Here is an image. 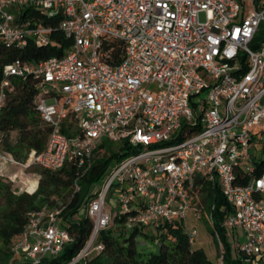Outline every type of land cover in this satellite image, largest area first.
<instances>
[{"label": "built area", "instance_id": "obj_1", "mask_svg": "<svg viewBox=\"0 0 264 264\" xmlns=\"http://www.w3.org/2000/svg\"><path fill=\"white\" fill-rule=\"evenodd\" d=\"M262 28L264 0H0V43L55 46L57 30L71 41L60 57L5 67L0 114L12 79L34 77L35 109L51 132L46 149L22 163L4 149L0 121V174L9 164L58 171L70 160L85 174L105 141L135 151L87 205L94 230L69 264L104 250L98 237L118 213L128 228L185 223L202 193L198 176L218 181L231 207L223 226L242 230L238 251L264 264V41L252 47ZM184 123L198 130L179 139ZM62 211L31 212L9 264L59 257L72 241ZM187 234L193 245L197 230Z\"/></svg>", "mask_w": 264, "mask_h": 264}, {"label": "trees", "instance_id": "obj_2", "mask_svg": "<svg viewBox=\"0 0 264 264\" xmlns=\"http://www.w3.org/2000/svg\"><path fill=\"white\" fill-rule=\"evenodd\" d=\"M58 24L59 19H56L53 25L57 27ZM55 38L58 44L48 47L34 41L25 48L0 43V85L5 67L18 59L39 64L52 57L62 56L70 48L71 41L65 39L59 30L55 32ZM263 41L262 28L252 47L258 48ZM12 85L14 90L8 92L6 105L0 114L3 144L9 154L24 163L31 151L40 153L46 149L51 129L42 122L35 109V97L39 90L34 77H15ZM197 130L198 124L184 123L178 135L179 139H184L186 135ZM63 132L70 137L77 133L71 127ZM172 143L174 142L170 141L160 146L165 147ZM101 148L104 153L85 174L75 160H70L58 171L33 168L32 171L40 176L38 189L34 193H18L11 183H6L0 177V264H9L14 244L28 224L29 214L43 209L63 208L61 217L72 236V241L59 257L48 264H69L81 253L94 230V223L87 216V205L97 196L100 183L111 166L135 152L127 140L116 143L105 141ZM263 171L264 159L258 162L257 174ZM248 179L246 177L245 181ZM76 182L80 190L75 192ZM196 184L202 191L203 210H207L212 218L210 231L215 243L217 247L223 248L219 258H223L224 264H242L243 260L249 258L240 252L239 255L234 254L233 245L223 226L226 213L231 207L218 181L210 183L198 176ZM127 217L118 213L114 223L120 229L116 231L110 227L98 237L97 243L103 244L104 250L99 255L86 258L77 264H217L208 258L204 249L193 248L183 221L166 223L157 230H149L142 227L128 228ZM140 237L156 241L155 248L142 251L138 242Z\"/></svg>", "mask_w": 264, "mask_h": 264}, {"label": "rangeland", "instance_id": "obj_3", "mask_svg": "<svg viewBox=\"0 0 264 264\" xmlns=\"http://www.w3.org/2000/svg\"><path fill=\"white\" fill-rule=\"evenodd\" d=\"M256 152L258 153V150L256 151V149L253 148V158H255ZM262 153L263 152H260V154ZM99 157L100 156H96L94 161ZM115 165L116 163H114L111 167ZM35 167L37 166L25 167L22 165H12V164H9L7 166L5 165L2 168L3 172L2 174H0V177H2L6 183H11L12 188L18 193L26 192L27 190L32 192L36 188L37 181L39 182L40 180V176L32 171L33 168ZM107 175H109V172ZM107 175L101 181L100 183L101 187L104 185ZM195 208L201 210L200 211V213L202 214L201 219L197 217L199 212H197ZM118 211L119 209L117 210L114 209L113 214H115ZM211 225H212V219L210 217V213L207 210H203V195L202 193L197 194L194 200V208L189 211L187 218L185 219V229L186 231H189L191 229L197 230L198 235L196 236L195 242L192 245L193 248L204 249V251L207 253L208 258L211 261L217 263L219 260V256L221 254V248L217 247L215 243L214 236L210 231ZM111 228L116 229V231L120 229L117 225H115V223L111 225ZM138 242L140 244V249L142 251L151 250L152 248H155L157 243L156 241H152L151 239H147L145 237H140L138 239ZM235 248H237V246H235ZM234 251L235 254L238 255L237 249H235Z\"/></svg>", "mask_w": 264, "mask_h": 264}, {"label": "crops", "instance_id": "obj_4", "mask_svg": "<svg viewBox=\"0 0 264 264\" xmlns=\"http://www.w3.org/2000/svg\"><path fill=\"white\" fill-rule=\"evenodd\" d=\"M38 186H39V182L37 181V187L35 188L34 191L30 192L29 190H27L26 192L28 193H34L37 189H38ZM227 233H228V237H229V240L230 242L232 243V245H235L237 246V248H235V246H233V249H237V253L238 255L240 254L239 251H238V245L241 243H244L245 242V235H244V232L240 229L238 230H227ZM234 254H235V251H234ZM236 255V254H235ZM245 263H248V264H256V262L253 263V261L251 260H243V263L242 264H245ZM259 264H263L262 262H260Z\"/></svg>", "mask_w": 264, "mask_h": 264}]
</instances>
